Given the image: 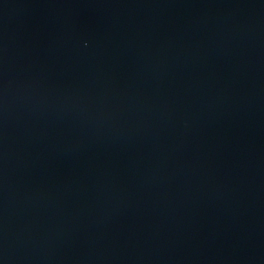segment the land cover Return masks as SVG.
Returning <instances> with one entry per match:
<instances>
[{
	"label": "water",
	"instance_id": "obj_1",
	"mask_svg": "<svg viewBox=\"0 0 264 264\" xmlns=\"http://www.w3.org/2000/svg\"><path fill=\"white\" fill-rule=\"evenodd\" d=\"M0 264H264V0H0Z\"/></svg>",
	"mask_w": 264,
	"mask_h": 264
}]
</instances>
